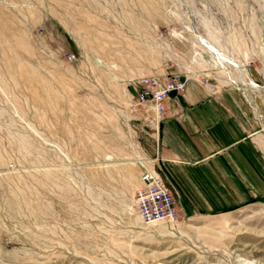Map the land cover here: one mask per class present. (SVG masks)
<instances>
[{"label": "rangeland", "instance_id": "374dc122", "mask_svg": "<svg viewBox=\"0 0 264 264\" xmlns=\"http://www.w3.org/2000/svg\"><path fill=\"white\" fill-rule=\"evenodd\" d=\"M166 73L251 100L264 159V0H0V264H264V196L138 217Z\"/></svg>", "mask_w": 264, "mask_h": 264}, {"label": "crops", "instance_id": "0c3cea01", "mask_svg": "<svg viewBox=\"0 0 264 264\" xmlns=\"http://www.w3.org/2000/svg\"><path fill=\"white\" fill-rule=\"evenodd\" d=\"M252 101L185 81L165 103L153 171L183 216H210L264 196L261 128Z\"/></svg>", "mask_w": 264, "mask_h": 264}, {"label": "built area", "instance_id": "2783aa9c", "mask_svg": "<svg viewBox=\"0 0 264 264\" xmlns=\"http://www.w3.org/2000/svg\"><path fill=\"white\" fill-rule=\"evenodd\" d=\"M73 55L68 56L72 60ZM184 80L171 74L151 75L139 79L130 95V108L141 113L142 126L149 136L157 141L160 124L165 114V103L171 94L184 88ZM210 90L212 87L210 86ZM139 182L135 192L134 206L138 217L144 223L166 221L175 223L178 219L175 203L162 179L144 163L140 164Z\"/></svg>", "mask_w": 264, "mask_h": 264}, {"label": "bare ground", "instance_id": "6f19581e", "mask_svg": "<svg viewBox=\"0 0 264 264\" xmlns=\"http://www.w3.org/2000/svg\"><path fill=\"white\" fill-rule=\"evenodd\" d=\"M210 50H212V49H210Z\"/></svg>", "mask_w": 264, "mask_h": 264}]
</instances>
